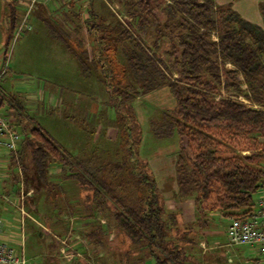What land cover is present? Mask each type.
I'll list each match as a JSON object with an SVG mask.
<instances>
[{
    "label": "rangeland",
    "instance_id": "374dc122",
    "mask_svg": "<svg viewBox=\"0 0 264 264\" xmlns=\"http://www.w3.org/2000/svg\"><path fill=\"white\" fill-rule=\"evenodd\" d=\"M5 1L7 0H0V13L1 6L4 5ZM200 1L204 2L205 0ZM26 3L28 5V2H25V6ZM173 5L172 0H147L146 3H143L142 0H43V2L38 3L35 8L36 12L42 17L46 15L52 28L43 25V29L40 27L41 25H35L33 18L36 15L30 13L10 36L7 65L2 68V75H5L0 79L2 86L12 83V80L15 84L18 83V86L7 88L12 91L11 97L13 98H10L12 106L21 114L19 118L26 122L25 131L30 132L35 124L40 123L58 143L65 142L66 146H63L65 144L62 146L72 155L92 159L91 163L88 164L93 169L112 167V159L117 158L115 151L119 152L118 157L126 158L128 153L125 146L126 125L131 129L136 143L139 142L137 148L139 155L141 143L146 144V146L152 145L155 137L149 130L151 118L173 110L169 106L166 108L165 105L159 104L160 97L157 93L158 90H168L169 86H161L154 91L137 96L132 102L123 103L119 108L121 113L116 114L112 107H114L115 102L117 104L119 99L114 98L112 92L114 95L117 90H124L126 84L131 80V73L127 71L125 62L119 61L116 54H112L111 48L114 46V42L109 40L103 45L104 52L101 58L106 60L110 66L114 67L115 65V69L113 78L111 76V80H109L105 77L104 80V75L100 72L101 62H97L100 58L97 55L102 46L97 42L103 38L102 34L106 35L107 32L112 31V18H116L117 22L132 31L156 60L163 61L162 69L167 78L177 81L183 77L179 67L174 66L175 60L181 55V49L178 47L175 55L172 54V51L173 46L179 43L176 33L182 31L178 28V24L189 20L182 12L172 16L173 12L170 7ZM214 5L215 8L226 6H219L215 3ZM10 7L9 4L4 10L7 9L9 12ZM4 10L3 12H5ZM24 11L26 10L24 9ZM91 13L93 14L92 17H90ZM8 24L10 26V21ZM88 27L95 28L97 32L89 30ZM53 33L56 34L53 35ZM210 34L213 41L219 40L217 31H212ZM79 38H82L85 45ZM88 48L91 49L92 54L90 51L83 54L82 50H88ZM74 50L82 54L83 58L81 57V59L86 66L90 67L91 76L85 74L81 68ZM232 68L234 66L230 62L221 66L220 85L211 73L205 75L208 81L216 85V89L209 93L212 99L217 103H220L223 98L233 99L248 108L264 111L263 105L247 97L251 92L243 76L239 75L240 90L224 87L227 76L226 69ZM98 77L100 80H104L106 84H103ZM107 79L109 84L106 82ZM23 84H26L27 88L31 84L36 86L39 101L30 103L27 100L28 93H24L25 89L22 90ZM172 96L174 97L173 94ZM174 99L176 98L174 97ZM0 110L6 113L5 107L0 106ZM116 126L121 131L117 137H115ZM18 131L23 137L25 136L22 128H19ZM218 132L220 130L217 131V134H219ZM175 137H177L176 143L179 144L177 151L179 154L181 140L179 136L176 135ZM257 137L261 143L264 142L263 137ZM253 140L250 139V141ZM2 141L5 140L2 139ZM34 142L36 141L34 140ZM114 143L118 147L115 148ZM171 146L173 145L171 144ZM27 147L24 148L23 146L22 158L19 153L20 158L16 160V163L12 159L13 153L2 142L0 143V220H2L0 229L1 231H8L13 227L11 230L14 229L13 231H16L15 234L17 235L15 241H21L19 211L12 210L14 204L11 202H13L12 197L19 194L23 187L25 192L31 191L29 197L32 200L28 203L27 208L37 206L33 213L40 222L46 225V229L30 220L27 221L24 245L27 251L28 264H119L128 250L138 249L137 246L131 244L125 234L112 229L111 207L108 204L104 206L105 204L102 202L98 206V201L95 200V205H91L93 203V190L78 188V184L77 192L70 193V198H79L81 201L79 206L82 205V207L78 210L82 214L75 211L77 210V206L74 205L77 200L75 199L72 207L70 205L68 212H62V216L65 214L70 216L72 211H75L73 213L75 215L72 216L78 215L79 218L82 216L79 219V225L72 231L70 240L74 248L80 250L81 253L83 252L85 259L84 261L79 258L75 259L73 253H71L72 258L69 256L71 259L62 256L59 252V239L56 236L63 238V235L67 234L65 232L66 222H62V226L53 233L51 230L53 228L48 219L49 216L56 213L50 212L53 207L58 206L61 207L62 211L64 210L61 198L64 192H62L61 186L51 183L49 176V174H54L53 172H59L60 169H51V173L48 172L45 180L42 181L37 169H35L32 148H29L28 145ZM170 149L172 151L173 148L170 147ZM153 150H155L154 147ZM253 151L261 152V148L256 145L254 148L240 151L236 149L234 152L249 156ZM138 162L137 171L149 172V163L145 157L140 155ZM84 163L86 164V162ZM128 165L129 167L135 166L132 161L128 162ZM260 165L264 167V160L260 162ZM74 169L77 170V167ZM64 173L67 176V173ZM54 180L57 182L60 179L56 175ZM22 182L24 183L23 186ZM177 190L176 183L175 192H173L172 186L169 189L174 196L172 193L163 195V198L166 197L165 205L168 211L176 212L179 217V222L174 225L171 232L173 244L187 246L193 257L197 256L200 264H250V259L258 255L257 250L248 245H229L225 231L230 223V218L225 212H219L220 205L217 204V195L213 193L211 198L203 204L209 208L204 214L196 210L198 208L195 195L182 196L177 194ZM261 191L262 189L255 195V202L261 196ZM36 202H38L37 205L34 204ZM88 205L91 206H89L90 209ZM93 206L94 208L97 206L100 211L94 220L105 225L106 232L103 229H100L102 233L98 232L95 225L89 224L93 220L89 217L95 212L94 208L92 211ZM211 208L217 210L213 212ZM58 213L60 212L58 211ZM83 216L86 218L85 222L82 221L85 220ZM33 228L36 229L34 233L32 232ZM90 238H100L101 246L96 248L97 246L90 242ZM188 240L192 242L189 244ZM184 243L188 244L184 245ZM145 253L142 250L139 256H144ZM133 255L138 257L137 252ZM181 260L184 264L185 258L181 257Z\"/></svg>",
    "mask_w": 264,
    "mask_h": 264
},
{
    "label": "trees",
    "instance_id": "16d2710c",
    "mask_svg": "<svg viewBox=\"0 0 264 264\" xmlns=\"http://www.w3.org/2000/svg\"><path fill=\"white\" fill-rule=\"evenodd\" d=\"M142 1L146 3L147 0ZM172 1V16L182 12L189 20L178 24L182 31L176 33L179 43L173 46L172 51L175 55L177 48L181 49V55L175 60L174 66L179 67L184 78L177 81L167 78L162 69L163 61L156 60L130 29L112 18V31L102 34L103 38L97 42L102 46L97 55L100 57L97 62L102 63L100 72L103 73L104 80L105 77L109 80L111 76L113 78L115 65L110 66L101 58L103 45L112 40V54H116L119 61L125 62L127 71L131 73V80L124 90H117L114 95L112 92V96L119 99L112 108L116 114L121 113L119 108L123 103L132 102L141 94L168 85L176 98V108L152 117L149 130L155 139L173 138L176 135L180 137V153L175 162L177 194L195 195L196 210L200 213H206L209 208L203 204L215 193L217 204L220 205L219 212H225L230 219L249 215L255 203V195L264 188V167L260 165L264 160V142L261 143L257 137L264 138V111L248 108L233 99L223 98L220 103L215 102L209 93L216 89V85L208 81L205 75L211 73L220 85L221 66L230 62L234 68L226 69L224 87L240 90L241 75L250 88L251 93L247 97L264 106V27L244 19L233 9L232 4L215 8L211 0ZM17 2H8L11 5V34L21 22L17 14ZM260 11L264 19V3L260 4ZM92 15L91 13L90 17ZM40 17L52 28L46 17ZM88 29L97 32L95 28ZM212 31H217L218 41L211 39ZM82 43L85 45L84 41ZM6 48L3 66L8 59V44ZM82 51L83 54L92 52L90 48ZM74 54L85 74L91 76L90 67L81 59L82 54L77 50H74ZM104 80L100 81L106 84ZM109 87L111 88L110 85ZM2 104L0 94V106ZM118 126L115 137L121 132ZM125 129L127 156L118 157L119 152L115 151L117 158L112 159V167L108 169H93L88 164L92 159L80 157L81 160L72 155L38 124L30 132L24 131L19 153L22 158L23 146L32 148L35 169L42 181L50 167L58 165L79 187L93 190L91 205H95V200L98 201V206L102 202L104 206L108 204L111 207L112 229L125 234L131 244L138 247L128 250L119 264H183L181 257L185 258L184 264H200L197 256L193 257L187 246L173 244L171 232L179 222V217L176 212L168 211L157 180L148 171H137L139 142L136 143L129 126L126 125ZM256 145H259L261 152L253 151L249 156L234 152L236 149L240 151ZM116 147L118 146L115 144ZM14 159L16 161L15 157ZM130 161L135 164L134 167H129ZM93 208L94 206L92 211ZM96 208L97 206L94 214L89 217L93 219L91 226L95 225L98 232H101L100 229L106 232L105 225L94 220L100 213ZM211 209L213 212L217 210ZM89 240L96 248L102 244L100 238ZM188 241L189 244L192 242ZM142 250L146 253L139 256ZM136 252L138 257L133 255Z\"/></svg>",
    "mask_w": 264,
    "mask_h": 264
},
{
    "label": "crops",
    "instance_id": "0c3cea01",
    "mask_svg": "<svg viewBox=\"0 0 264 264\" xmlns=\"http://www.w3.org/2000/svg\"><path fill=\"white\" fill-rule=\"evenodd\" d=\"M7 1L9 2L11 0H7ZM7 1L4 2L3 6H1L2 10L0 13V71L3 68V62L5 60L6 50H7L6 47H7V44H9L8 42L10 41V36H11L10 26L8 24V21H10L9 12L7 9L4 10L5 7L8 6ZM17 1H18L17 5H16L17 6V14H18V16H20V19H21V22L18 25H20L25 20V18L30 14L27 11L30 1L29 0H17ZM60 1H62V0H60ZM211 1H213L215 4H217L219 6L232 4L233 9L238 11L244 19L264 27V19L262 17L261 11H260V4L264 3V0H211ZM25 2H28V5L26 3V6H25V4H24ZM24 9L26 11H24ZM3 10L5 12H3ZM36 11L37 10L34 9L31 12V14L36 15L35 18H33V19H35V25H39V26L41 25L40 27H42L44 29L43 25L46 26V24L41 19L40 14H38ZM42 13H44V12H42ZM45 13H47V12H45ZM44 17H46V15ZM17 27H19V26H17ZM3 45H4V47L2 48ZM76 59H77V57H76ZM77 61L79 63L78 59H77ZM4 75L5 74H3L0 77V79ZM17 84L18 83L15 84V82H13V80H12V83H10L8 85L7 84H5L3 86L0 85V87H1L0 88V94L2 95V98H3V104L1 105V107L6 108V113H4V114L11 118L14 126L17 129L22 128L23 131H25L26 122H25V120H22V118H19V115H21V114L18 113V111H16V109L12 106V104L10 102V98H12L11 97L12 91H10L7 88L10 86L13 87L15 85L18 86ZM24 89H25L24 93H28L27 100L30 103H35L36 101H39V96H37L38 91L36 90V86L34 84L29 85L28 88H27L26 84H23L22 90H24ZM157 93H159L158 95L160 97L159 98V101H160L159 104H161L163 106L165 105V107L169 106L171 109L175 108V106H176L175 100L176 99H174V97L170 93L169 89L168 90H165V89L158 90ZM8 95H10L9 98H8ZM32 105H34V104H32ZM37 124L41 126L40 123H37ZM61 124L63 125V122H61ZM175 139H177V137L166 138V139H155L153 141V144L150 146H146V144H143V143H141V145H140V155H141V157H145L146 160H148L149 169H150L149 172L157 180L159 187L161 188L164 196L169 195L171 193H172V196H174L173 192H175V185H176V183H175V171H176L175 170V162H176V157L178 155L177 151L179 148V144H178V142L176 143ZM166 143H167V147H166ZM60 144H61V142H60ZM63 144H65V145H63ZM171 144L173 146H171ZM61 145L66 146V143L64 142ZM174 145H175V147H174ZM149 147H150V149H149ZM153 147L155 148V150H153ZM170 147L173 148L172 151H171ZM12 159L15 160L14 157ZM15 162L17 163V161H15ZM53 168L60 169L59 172H53L54 174H49V176H50V179L52 181L51 183H54L58 186H61L62 192H64V194L62 193V195H61L64 210L62 211L61 207L57 206V207H53V209L50 211V212H53V214H54V212H56L54 215H51V216H49L50 218H48L50 221V224H51L50 226L53 228L51 230L54 233L57 228H60L62 226V222H66L65 227H67V228H66L65 232H67V234L65 233L63 235V238L55 235L56 238L59 239V243H60L59 244V246H60L59 252L64 257H66V254L73 253L75 259L79 258V259L84 261L85 258H84V255L82 254L83 252L81 253L80 250L74 248V246L71 245V240H70V237L72 235V231L74 230L75 227H77V225H79V222H80L79 219L82 218V216H81V218H79L78 215L72 216V215H75V214H73V213H75V211H78V213H81V211L78 210L79 208L82 207V205L79 206V204H80L79 202H81L79 200V198L78 197L77 198H73V197L70 198V196H71L70 193H76L77 192L78 183L75 180L68 178V176H66V174L63 172L62 168L58 165L51 166L49 169V173H51L50 171ZM20 173L22 174V172H20ZM55 173H58V174H55ZM56 175L60 179L57 182L54 180V177ZM21 184H22V186L24 185L23 182ZM165 186H166V188H164ZM171 186H172L173 192L169 191ZM80 187H78V188H80ZM81 188H83V187H81ZM21 190L22 191L19 194H16L12 197L13 202H11L12 204H14V207H15L14 208L12 206L13 207L12 210L15 209V211L16 210L19 211V215H18L19 220H20L19 226L22 228V223H23L24 232H25L27 229V221L30 220L31 222L37 224L38 226L45 227V229H46V225H44L42 222H40L38 220L37 216H35L33 213V210H36L37 206L35 208H34V206H32L31 208H27L28 203L32 200L29 197L31 194V191L25 192L24 187ZM80 190H83V189H80ZM23 193H24V196H23ZM262 194L264 195V189H262V191H261V195ZM63 196H64V198H63ZM75 199H77V200H76L74 205L77 206V210L72 211L71 212L72 215L70 214V216H68L67 214L62 216V212H64V211L68 212L70 205L72 207V203L75 201ZM34 204L37 205L38 202H36ZM21 207L25 210L24 216L22 215ZM83 208L85 209L84 206H83ZM39 210H41V209H39ZM58 211L60 213H58ZM83 219H85V220H82V221L85 222L86 218L84 216H83ZM89 224H91V221ZM8 227H6V228H8ZM12 228L13 227H11L8 231L7 230L1 231V229H0V236L9 242H14L17 235L15 234L16 231H13L14 229L11 230ZM47 229H50V228L47 227ZM35 231H36V229L33 228L32 232L34 233ZM60 235L62 236V234H60ZM63 250L65 252H63ZM26 254H27V251H26Z\"/></svg>",
    "mask_w": 264,
    "mask_h": 264
},
{
    "label": "built area",
    "instance_id": "2783aa9c",
    "mask_svg": "<svg viewBox=\"0 0 264 264\" xmlns=\"http://www.w3.org/2000/svg\"><path fill=\"white\" fill-rule=\"evenodd\" d=\"M29 1L28 13H31L38 3L43 2V0ZM2 71L3 69L0 71V76H2ZM2 139L5 141L3 142ZM22 140L23 136L14 126L11 118L0 110V143L2 142L13 153L16 160L20 158L19 149ZM21 212L24 216L25 210L22 207ZM225 232L229 245H248L257 250L258 255L250 259V264H264V195L262 194L254 203L249 215L231 218ZM21 234L22 239L18 242H9L0 236V264H28L23 223ZM69 256L71 254H66V258L71 259L72 256L71 258Z\"/></svg>",
    "mask_w": 264,
    "mask_h": 264
}]
</instances>
